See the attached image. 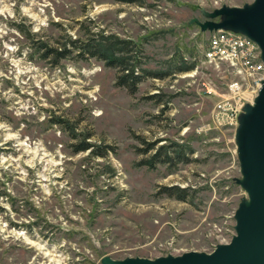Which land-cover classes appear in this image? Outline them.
<instances>
[{
    "label": "rangeland",
    "instance_id": "374dc122",
    "mask_svg": "<svg viewBox=\"0 0 264 264\" xmlns=\"http://www.w3.org/2000/svg\"><path fill=\"white\" fill-rule=\"evenodd\" d=\"M254 1L0 0V264L156 259L231 242L248 200L237 135L251 103L233 122L217 116L235 75L206 61L210 32L198 23ZM96 34L139 48L154 76L136 94L117 86V68L70 47ZM64 45L73 52L57 64L43 57ZM173 144L187 162L144 164ZM173 186L187 202L162 192Z\"/></svg>",
    "mask_w": 264,
    "mask_h": 264
},
{
    "label": "water",
    "instance_id": "95a60500",
    "mask_svg": "<svg viewBox=\"0 0 264 264\" xmlns=\"http://www.w3.org/2000/svg\"><path fill=\"white\" fill-rule=\"evenodd\" d=\"M203 31L231 30L255 41L264 62V0L243 7L223 6L207 14ZM243 178L238 181L248 194L236 212V234L231 242L210 253L196 251L156 259L105 257L101 264H264V82L253 104L245 107L237 135Z\"/></svg>",
    "mask_w": 264,
    "mask_h": 264
},
{
    "label": "trees",
    "instance_id": "16d2710c",
    "mask_svg": "<svg viewBox=\"0 0 264 264\" xmlns=\"http://www.w3.org/2000/svg\"><path fill=\"white\" fill-rule=\"evenodd\" d=\"M70 47L78 52L80 58H96L103 61L108 67L117 68V86L126 88L131 94H136L139 90L140 83L147 77L154 76V73L142 66L139 58L141 51L131 40H123L114 35L96 34L86 41H71ZM73 51L64 45L62 50L47 49L43 54L44 58L55 56L53 63L57 64L61 58H67ZM194 66L187 67L186 70L193 69ZM158 78H163L157 75ZM91 145L84 143L79 147L78 152L90 150ZM102 156L104 153H98ZM177 159L180 162H187L186 150L182 146L173 144L169 147H161L153 156L152 160L145 161V165L155 167L156 164H169ZM163 193L176 198L177 200L187 202L188 190L179 187H164Z\"/></svg>",
    "mask_w": 264,
    "mask_h": 264
},
{
    "label": "built area",
    "instance_id": "2783aa9c",
    "mask_svg": "<svg viewBox=\"0 0 264 264\" xmlns=\"http://www.w3.org/2000/svg\"><path fill=\"white\" fill-rule=\"evenodd\" d=\"M208 62L225 63L235 75L228 91L216 106L218 117L233 122L243 102L253 104L264 82V62L259 45L248 36L231 30L210 32L205 50ZM232 124V123H231Z\"/></svg>",
    "mask_w": 264,
    "mask_h": 264
}]
</instances>
